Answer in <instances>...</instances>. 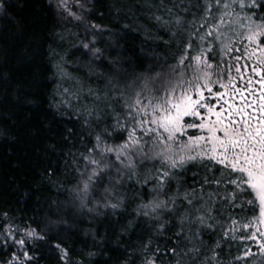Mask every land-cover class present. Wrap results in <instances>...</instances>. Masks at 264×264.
Segmentation results:
<instances>
[{"label": "trees", "instance_id": "trees-1", "mask_svg": "<svg viewBox=\"0 0 264 264\" xmlns=\"http://www.w3.org/2000/svg\"><path fill=\"white\" fill-rule=\"evenodd\" d=\"M84 1L80 19L64 23L47 0H0V236L10 229L26 241L34 259L24 264H146L150 259L155 264H230L249 240L243 229L222 227L252 217L243 204L251 197H241L236 203L242 207L234 206L224 199L229 186L203 184L211 173L199 163L178 171L163 187L150 177L144 182L154 172L151 164L138 167L131 178L111 168L83 192L94 167L85 157L103 131L100 119L83 110L101 104L95 94L105 87L119 88L173 64L202 22L206 0ZM232 6L235 14L248 13ZM112 39L115 51L107 43ZM82 51L89 60L81 58ZM216 51L223 54L218 46ZM103 55L113 63L101 62ZM57 65L84 83L74 87L70 99L69 88L60 87ZM119 138L116 134L107 144ZM113 158L110 154L105 162ZM161 201L166 206L153 211ZM33 230L44 239L26 235ZM61 249L67 252L64 259ZM13 253L23 259L19 245L0 242V264Z\"/></svg>", "mask_w": 264, "mask_h": 264}, {"label": "snow or ice", "instance_id": "snow-or-ice-1", "mask_svg": "<svg viewBox=\"0 0 264 264\" xmlns=\"http://www.w3.org/2000/svg\"><path fill=\"white\" fill-rule=\"evenodd\" d=\"M59 4L66 7V0H59ZM232 5L248 10L243 17L237 14L238 27L245 29L236 33L240 36L238 47L220 39L221 26L231 24V21L225 24L229 13L224 10ZM258 10H264V0H206L202 22L180 46L175 62L154 74L141 75L125 86L131 92L129 95L121 92L116 97L121 110L114 116L112 130L105 128L97 134L96 143L85 157L94 166L83 185L85 194L92 181L101 179L111 168H115L118 176L131 178L138 167L151 164L154 172L143 177L144 182L148 183L150 177L163 187L178 171L199 163L211 173L203 178V184L229 186L231 191L224 199L234 206L242 207L236 203L241 197H251L243 204L249 207L252 217L241 228L255 229L248 231L244 239L259 240L258 248L264 255L261 227L264 226V15ZM217 42L222 45L224 55L216 51ZM98 52L95 49L94 54ZM121 133L122 143L107 144L113 134ZM92 153L100 158H94ZM109 154L115 160L106 163ZM184 198L192 205L189 195ZM164 206L166 203L161 201L154 205L153 211ZM197 220L203 224L204 217ZM236 223L239 222L233 221ZM5 232L0 242L7 244L11 240L19 245L23 257L20 259L13 253L5 264H24L34 259L23 238L17 239L10 229ZM26 235L44 239L34 230ZM55 247L59 249L60 245ZM61 251L64 259L67 252ZM253 255L247 249L237 259L247 260ZM146 264H155V259Z\"/></svg>", "mask_w": 264, "mask_h": 264}, {"label": "rangeland", "instance_id": "rangeland-1", "mask_svg": "<svg viewBox=\"0 0 264 264\" xmlns=\"http://www.w3.org/2000/svg\"><path fill=\"white\" fill-rule=\"evenodd\" d=\"M49 4L52 5V7L54 8V10L56 11V13L59 15L60 21H63L64 23H68V21L70 22H74L75 20H78L76 17H79L81 14L83 13V8L85 9V3L86 1L84 0H66V7L60 6L59 4V0H47ZM230 2V0H229ZM233 7V6H232ZM229 8V9H225L224 11L228 12L229 15L226 16L225 19V23L228 24L229 21H231V24L227 27L223 26L221 27L220 31L223 33V35L221 36V41H223V43H228L229 41L236 43L238 41H240V36L236 35L237 32H243L245 31V29L243 28H239L238 27V21H237V14H235V11H233V9ZM87 10V9H86ZM85 10V11H86ZM239 11V10H236ZM243 11V10H242ZM245 13V12H243ZM248 14V13H247ZM247 14H243V15H239L240 17H243ZM189 24H194V21H190ZM104 30V28L102 29ZM101 30V32H102ZM73 34V36H77V31L76 32H71ZM211 39V38H210ZM107 43H110L115 51L117 47V45H115L114 39L109 40ZM84 45V43L82 44ZM217 46L219 47V49L222 48V45L217 42ZM236 46H239V43H236ZM108 48V44H106L104 42V49ZM84 51H89L88 48H84ZM106 50V49H105ZM83 52V51H82ZM86 55L84 56L83 55ZM80 53L78 52V54L81 55L82 59H87L89 60L90 57L87 53L83 52ZM224 55V53L222 54ZM87 60L85 61L87 64ZM101 62H111L113 63V60H110L108 58V56L103 55L102 59L100 60ZM56 68H58V72H57V77L60 80V87H68V91H66L67 95H68V99H70V96L72 95V90H74V87L79 84H84L83 82L80 81H75L74 78L75 76H70V74L66 71H64V69L62 68V66L60 67V65H57ZM86 66L84 67V71H85ZM63 69V70H61ZM88 73V71H86ZM100 72H98L99 75ZM89 75L91 77L96 76V74H92L89 71ZM97 75V76H98ZM74 83V84H73ZM131 81H129V83H123L118 87H116V85H112V86H108L105 87L103 90V93H100L99 95L95 94L98 98V102H101V104L97 105L96 108H92V107H87L85 108L83 111L89 116V117H93V116H97L98 119H100V125H101V130H104L105 128H107L109 131L112 130V126L115 124V119L114 116L120 112V102L116 99V97H119V95L121 94V92H124L126 95H129L131 90L130 89H126L125 86L130 84ZM65 84L66 86H61ZM80 89V87H78ZM82 88V87H81ZM84 89V88H83ZM91 88H87V92L88 93H92V91L90 90ZM119 91L118 93H116L115 91ZM114 92V93H113ZM109 93H113V95L111 97L109 96ZM87 110V111H86ZM115 110V111H113ZM123 134H119V137H121ZM118 136V135H117ZM116 138V134H113V137L110 139H115ZM110 139H107V142H109L110 144H112L113 142L110 141ZM120 142L119 143H114L115 144H120L122 143L121 138H119ZM110 156V154H109ZM112 157H114V155H111ZM108 158V156H107ZM115 160V157L113 158ZM108 160V159H107ZM113 161V160H112ZM257 214H258V210H257ZM235 221V219H232L231 222ZM239 223L233 224L231 223V227L230 224H227L226 226L222 227L223 230L225 231H230L229 229L232 228L234 229L233 232L242 229L241 228V224L243 222L238 221ZM262 229H264V226H261ZM255 229H247V230H242L240 232H248V231H254ZM232 232V231H231ZM258 244H259V240L257 241H251L249 240V244L247 245V247L245 248V250H243L242 254L235 256L233 258H231L230 264H264V255L261 254L259 248H258ZM247 249H251L252 253H255V255L251 256L250 258H248L247 260L245 259H237V257H243L244 256V252Z\"/></svg>", "mask_w": 264, "mask_h": 264}]
</instances>
